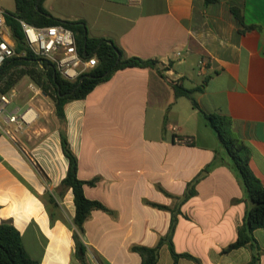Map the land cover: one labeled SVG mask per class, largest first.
<instances>
[{
	"label": "crops",
	"instance_id": "crops-1",
	"mask_svg": "<svg viewBox=\"0 0 264 264\" xmlns=\"http://www.w3.org/2000/svg\"><path fill=\"white\" fill-rule=\"evenodd\" d=\"M41 1L57 19L86 23L90 38L114 42L126 58L157 61L155 67L118 70L86 99L65 106L78 178L98 179L84 187L85 195L112 211H94L84 225L87 264H142L131 248L156 247L172 224V213L153 204L175 209L188 184L210 165L196 195L180 206L173 236L176 253L199 262L180 258L178 264H251L248 248L223 253L250 207L242 185L221 159L218 137L173 84L201 88L193 94L200 109L231 119L264 184V0L209 6L204 0ZM29 106L39 111L38 121L20 141L0 133V224L11 223L21 233L28 256L39 264H81L73 193L61 189L68 160L60 131H51L37 105ZM175 137L193 143L177 144ZM254 236L264 264V229ZM157 264H174L166 244Z\"/></svg>",
	"mask_w": 264,
	"mask_h": 264
},
{
	"label": "trees",
	"instance_id": "trees-1",
	"mask_svg": "<svg viewBox=\"0 0 264 264\" xmlns=\"http://www.w3.org/2000/svg\"><path fill=\"white\" fill-rule=\"evenodd\" d=\"M15 11L8 12L7 22L11 30L12 39L18 54L25 53L24 57L18 56L8 60L0 69V93H9L15 85L25 76L49 96L55 106V114L60 122V138L64 156L68 160V172L62 181L63 191L71 190L74 197L75 217L73 225L75 227L73 238L75 242V257L81 264H87L86 246L81 240L84 234V225L94 211L111 213L106 206L96 200L86 197L85 186H95L98 179L83 181L78 178L79 161L72 151L68 137L65 115V106L72 101L86 99L87 96L100 83L108 81L118 70L126 68H148L155 67L157 61H146L136 57L126 58L124 52L112 41L105 39H93L89 37L87 25L84 22H71L55 18L42 7L41 0H14ZM205 5L217 3L220 0H204ZM236 19L242 24L243 16L236 7L232 8ZM18 19H23L33 26L50 27L63 25L74 31L76 34L78 49L82 55L96 56L98 66L87 74L82 75L76 82L66 81L56 70L54 64L46 59L36 56L27 46L23 32L18 23ZM178 97L185 96L192 102L194 109L199 110L206 121L207 126L218 137L223 150L221 159L228 163L237 176L244 190V201L250 204L244 220V224L238 229L235 242L230 244L223 253H229L240 248H248L252 251L251 264H259L262 250L254 236V231L264 229V184L256 177L250 167V151L244 142L232 132V121L230 118L215 114H206L202 111L193 97L196 92L202 89H186L181 85L173 84ZM219 156V154H218ZM213 165L208 166L200 175L188 184L187 191L175 209L153 204L154 207L172 213V224L170 231L165 238H162L156 247L133 246L131 249L140 255L142 264H157L159 251L163 245H167L174 259V264H178L180 258H186L195 262L198 259L190 254L176 253L173 236L177 224V216L180 214V206L196 195V185L207 176ZM167 194V193H166ZM171 197V195L167 194ZM48 201L54 210L58 207L52 195ZM51 221L54 222V214L50 213ZM0 264H39L31 259L22 241L21 233L8 222L0 224Z\"/></svg>",
	"mask_w": 264,
	"mask_h": 264
},
{
	"label": "built area",
	"instance_id": "built-area-1",
	"mask_svg": "<svg viewBox=\"0 0 264 264\" xmlns=\"http://www.w3.org/2000/svg\"><path fill=\"white\" fill-rule=\"evenodd\" d=\"M138 1V0H135ZM8 11L0 6V69L10 59L26 54H18L7 22ZM28 48L38 57L55 65L63 79L76 82L82 75L98 66L96 56H84L78 49L76 34L63 25L50 27L33 26L23 19H18ZM206 61L200 67H206ZM12 99L8 93H0V133H5L15 140V134L22 132L38 120V112L32 107L9 109ZM12 128L13 131L10 129ZM181 145H191L189 137H175Z\"/></svg>",
	"mask_w": 264,
	"mask_h": 264
},
{
	"label": "rangeland",
	"instance_id": "rangeland-1",
	"mask_svg": "<svg viewBox=\"0 0 264 264\" xmlns=\"http://www.w3.org/2000/svg\"><path fill=\"white\" fill-rule=\"evenodd\" d=\"M1 5L9 12L15 11L14 0L3 1ZM8 94L12 99V104L9 106L10 110L16 107L24 109L29 105H37L40 109V113H42L43 115L42 117L48 119L47 123L49 124V128H51V131L55 130L56 128H58V130L60 131V122L55 114V106L53 100L49 96H47L41 89H39V87L31 80L30 77H23ZM37 112L39 115V111ZM36 123L31 125L30 127H26L22 132L15 134V138L20 141L19 137L23 136L32 128V126H35ZM10 130L13 131L12 128ZM61 189L62 191L64 190L63 188ZM47 195L49 196V194ZM65 216L66 223H69L67 214Z\"/></svg>",
	"mask_w": 264,
	"mask_h": 264
},
{
	"label": "water",
	"instance_id": "water-1",
	"mask_svg": "<svg viewBox=\"0 0 264 264\" xmlns=\"http://www.w3.org/2000/svg\"><path fill=\"white\" fill-rule=\"evenodd\" d=\"M84 56H86V57H87L88 55L85 53V54H84Z\"/></svg>",
	"mask_w": 264,
	"mask_h": 264
}]
</instances>
